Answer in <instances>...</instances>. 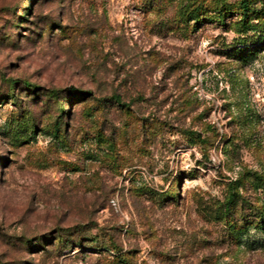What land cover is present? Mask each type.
<instances>
[{
  "label": "rangeland",
  "instance_id": "1",
  "mask_svg": "<svg viewBox=\"0 0 264 264\" xmlns=\"http://www.w3.org/2000/svg\"><path fill=\"white\" fill-rule=\"evenodd\" d=\"M119 257L264 264V0H0V264Z\"/></svg>",
  "mask_w": 264,
  "mask_h": 264
},
{
  "label": "trees",
  "instance_id": "2",
  "mask_svg": "<svg viewBox=\"0 0 264 264\" xmlns=\"http://www.w3.org/2000/svg\"><path fill=\"white\" fill-rule=\"evenodd\" d=\"M82 234V231H81V229H79V228H77V227H75V228H72V229H70L69 230V233H67V237L69 238V237H73V238H75V237H80V235ZM72 238V239H73ZM78 239V238H77ZM84 239V238H83ZM94 240V239H93ZM95 241H97L98 242V239L96 238L95 239ZM63 246L62 247H70V242H68V239H67V242H64V244H62ZM113 245V247H114V249H116V251H118L119 249H118V247L115 245V244H112ZM109 249V248H108ZM106 250L107 252L109 251V250ZM119 259V262H121L122 264H124V263H126V260L123 258V257H119L118 258ZM125 261V262H124Z\"/></svg>",
  "mask_w": 264,
  "mask_h": 264
}]
</instances>
